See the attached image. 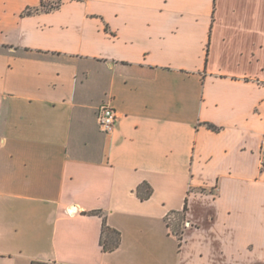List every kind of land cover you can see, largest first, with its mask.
I'll list each match as a JSON object with an SVG mask.
<instances>
[{
	"label": "crops",
	"instance_id": "obj_1",
	"mask_svg": "<svg viewBox=\"0 0 264 264\" xmlns=\"http://www.w3.org/2000/svg\"><path fill=\"white\" fill-rule=\"evenodd\" d=\"M53 1L0 0V264H264V0Z\"/></svg>",
	"mask_w": 264,
	"mask_h": 264
},
{
	"label": "built area",
	"instance_id": "obj_2",
	"mask_svg": "<svg viewBox=\"0 0 264 264\" xmlns=\"http://www.w3.org/2000/svg\"><path fill=\"white\" fill-rule=\"evenodd\" d=\"M117 112L108 102L102 103L98 109V122L102 131L111 133L116 126ZM264 150V142H263Z\"/></svg>",
	"mask_w": 264,
	"mask_h": 264
},
{
	"label": "trees",
	"instance_id": "obj_3",
	"mask_svg": "<svg viewBox=\"0 0 264 264\" xmlns=\"http://www.w3.org/2000/svg\"><path fill=\"white\" fill-rule=\"evenodd\" d=\"M60 2L61 0L53 1V3L46 5L45 8L47 9L55 8L60 4ZM209 125L210 127L215 128L214 125L212 124ZM148 191L149 193H151L150 188H148ZM119 242H120V233L118 231L111 229L107 225H104L102 230V238H101V244L103 246V249L105 251L112 250L118 246Z\"/></svg>",
	"mask_w": 264,
	"mask_h": 264
}]
</instances>
